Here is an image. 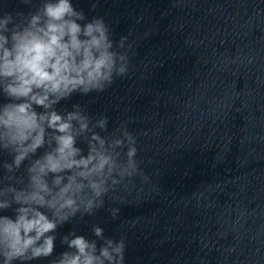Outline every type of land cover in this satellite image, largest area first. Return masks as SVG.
<instances>
[{
    "label": "clouds",
    "instance_id": "obj_1",
    "mask_svg": "<svg viewBox=\"0 0 264 264\" xmlns=\"http://www.w3.org/2000/svg\"><path fill=\"white\" fill-rule=\"evenodd\" d=\"M127 41H114L103 17L88 20L71 0L0 12V264L52 257L60 227L95 215L137 178L148 181L137 137L125 125L108 132L106 115L93 117L78 103L57 108L125 77ZM109 211L118 218L119 208ZM91 231L94 239L64 234L66 250L49 264H124L125 238L106 236L97 224Z\"/></svg>",
    "mask_w": 264,
    "mask_h": 264
}]
</instances>
